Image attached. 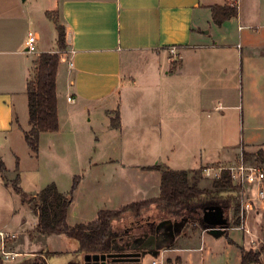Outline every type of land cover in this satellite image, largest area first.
<instances>
[{
    "label": "crops",
    "instance_id": "0c3cea01",
    "mask_svg": "<svg viewBox=\"0 0 264 264\" xmlns=\"http://www.w3.org/2000/svg\"><path fill=\"white\" fill-rule=\"evenodd\" d=\"M45 1L50 6L46 7ZM226 3H237V15L222 25L209 22L211 6ZM47 11H57L59 23L66 28V47L62 52L57 46L42 44L41 29L54 27L57 34L56 24L47 18ZM203 21L209 23V30L200 26ZM198 28L200 33L197 32ZM211 34L214 36L212 44L209 42ZM29 35L38 37L37 53L26 51ZM52 51L61 54L57 76L60 129L56 134L63 131L73 133L75 123L80 122L84 114L89 116L88 124L93 131V122L100 125L101 129L98 127L97 132L125 133L127 128H132V133H143L146 121L151 123L149 129L154 136L155 133H170L172 128H178L182 133L185 121L169 120L164 111L157 120L154 117L143 120L141 110L137 107L132 110L131 125L125 123L127 118L122 93L129 85L126 75H129L130 83L133 81L135 85L139 83L137 79L144 80L147 75H156L160 86L167 81L171 90L175 87L171 79L175 75H170L173 73L168 70L169 61L173 64L176 62L180 68L179 102L187 104L190 87L186 81L188 74H202L204 63L201 59L206 57L211 59L206 62V70L213 73L218 70L215 73V81L218 83L200 87L203 90L204 86H211L215 91L218 103L216 110L220 111L225 127L217 156L214 157L211 152L202 158L195 156L192 170L207 165L231 166L242 158L249 164L262 163L264 160L259 155L260 150L264 151V133H260L264 131V0H0V158L8 171H11L9 161L14 160L16 163L17 158L23 169L22 153H30L24 133L30 125L28 82L34 77L40 54ZM225 54L231 56L232 60L223 64ZM71 61L73 66H70ZM218 65L222 67L223 79L220 78ZM162 67H165L164 73ZM138 70L145 77L135 76ZM226 80L229 83H222ZM237 85L246 91L247 124L245 107L242 106L239 112L241 105L236 98ZM62 88L66 91L65 100L61 97ZM69 97L73 101L68 100ZM212 100H206L201 91L199 109L210 107ZM251 100L256 104L254 112L249 109ZM117 110L121 127L114 129L111 127V116ZM45 134L41 135V139ZM163 137L165 139L167 136ZM112 147L117 150L116 146ZM203 148L204 144L200 143L197 155L204 151ZM102 150L99 157H90L91 179L87 185L94 189L92 193L99 192L101 202L109 207L97 206L99 208L93 219L101 209L119 208L160 194V171L144 168L150 165L123 164L122 169H128L119 182L115 171H119L120 163L117 158L110 156L115 150ZM163 164L169 166L168 162ZM108 170L114 172L110 173L111 180L105 183V178L109 180ZM134 175H142L144 178L135 180ZM11 180L7 173L6 176L0 173V201L12 196L14 189ZM77 198L78 192L71 202L68 219L76 208ZM89 205L93 206L92 203L86 205L85 212H89ZM232 217L230 211L229 218ZM263 220L264 206L255 203V209L249 212L242 226L247 225L256 232L259 229L258 223L261 224ZM10 225V220L4 218L0 221V232H4L5 227ZM240 227L228 229V236L235 243H231L228 238L217 239L215 234L206 237L205 230H196V240L192 237L193 231L186 233L177 247H165L163 253L167 258L179 257L181 262L177 264H233L232 257H235V264H242L238 246L243 244L246 233ZM13 234L17 237L16 233ZM59 252L57 249L35 251L30 252L33 257L29 258L34 260L35 256H40L42 260L38 261L49 264L50 257Z\"/></svg>",
    "mask_w": 264,
    "mask_h": 264
},
{
    "label": "rangeland",
    "instance_id": "374dc122",
    "mask_svg": "<svg viewBox=\"0 0 264 264\" xmlns=\"http://www.w3.org/2000/svg\"><path fill=\"white\" fill-rule=\"evenodd\" d=\"M44 5L48 7L49 3L44 2ZM50 6V5H49ZM47 18L54 23L58 21V12L57 11H47ZM45 17V16H44ZM212 21V15L209 17V22ZM45 22V21H44ZM59 22V21H58ZM206 21H203L200 26L204 30H209ZM43 32L42 44L47 46H57L59 49L56 37L58 38V32L56 34V29L53 28H44L41 29ZM198 33L200 30L198 28ZM212 35V34H211ZM213 35L209 37V42L212 44ZM39 50V48H38ZM201 52L204 50L199 49ZM55 52V51H52ZM204 55V54H203ZM35 56V54H33ZM178 62V58H176ZM203 70L202 74H188V79H186L189 87L187 99L189 103L183 104L179 102L180 99V90H179V64H173L169 61L168 70L170 75L173 76L172 84L175 86L170 90L168 87V82L164 81L160 86V80L156 75L146 76L149 79L141 80L137 82V85L130 83L129 75L127 76L128 87L123 91L122 97L124 101V110L125 118H127V125H131V116L132 110H136L137 107L141 110V119L148 120L154 117L155 120L162 117L161 112H165V117L169 120H175L176 122L180 119L185 121V129L180 133L178 128H172L170 133H155V136L150 132L149 126L151 123L145 121L142 130L138 131L139 133H132V128H127L125 133H104L102 131L97 132V128L100 125L97 123H92L93 131L89 124V116L83 115L80 122L75 123V129L73 133L64 132L56 134V132H46L43 138L40 140V147L38 153H33L30 150L29 154L22 153V167H20V185L22 188L29 193V195L36 196L45 186L50 183H56L59 190L62 192H68L72 189V186L75 181L78 182L77 188L74 191V196L78 192V198L76 200V208L73 210L72 214L69 216L68 223L70 225H75L79 222H88L92 220L95 216L97 206H103L104 208L108 205L101 202L100 193H92L94 189L87 185V181L91 178L89 177V160L90 157L100 156L101 148L102 152L110 150H115L112 146H116L117 150L114 153H110V156L118 159L119 171L117 173V180L120 182L123 173L126 172L122 169L121 165H131V164H140V165H154V164H163L168 162L170 168L178 170H192L194 166V157H205V154L211 152L214 154V157L218 154V149L222 145V135L225 123L222 121L219 110H216V105H218L217 95L215 91L212 90L211 86H204L201 90V85H216L218 82L215 77L216 71L213 73L211 70H206V62L211 59L203 58ZM216 62L217 59H214ZM227 60H232L231 56L225 54L222 59L223 64L227 63ZM176 65V67H175ZM141 67L140 69H142ZM165 67H162V72H165ZM220 78L223 79L222 67L218 65ZM126 70V69H125ZM135 76H144L142 71H136ZM211 79L214 80L211 83ZM171 83V81H170ZM222 83H229L228 80L222 81ZM133 84V85H132ZM237 84V83H236ZM161 87V88H160ZM173 87V86H172ZM236 98H238L241 107L239 112L242 111V106L245 107L246 121L248 117V103L246 100V91H242L241 85L236 86ZM206 100H213L210 102V107L207 106L203 110L198 106V100L200 92ZM241 92V94H240ZM61 97L66 99V91L62 88ZM251 106H249L250 112H254L256 104L251 100ZM258 107V106H257ZM200 108V109H199ZM187 113V114H186ZM238 113V111H236ZM240 117V116H239ZM248 118V119H247ZM252 119V118H251ZM252 122V121H251ZM30 128V125H29ZM101 129V127H100ZM116 129V128H114ZM103 130V129H102ZM260 133H264L260 132ZM163 136H167L165 139ZM164 140V144H163ZM183 143V144H182ZM200 143L204 144L205 149L203 148L202 153H198V146ZM100 152V153H99ZM220 156V155H219ZM201 162H199L200 164ZM16 165L14 160L9 161V166L11 171L7 172L8 177L12 180L16 177ZM166 165V164H165ZM15 166V168H14ZM168 166V165H167ZM168 166V167H169ZM229 165H223L220 167H228ZM219 165H207L202 166V180L200 185L210 186L212 181L215 179L213 173L217 171ZM112 168V167H111ZM207 168L211 169V174L208 175L206 172ZM114 171L108 170L107 177L110 176V173ZM77 176V177H76ZM125 176V175H124ZM76 177V178H75ZM112 177H109L105 183H108ZM135 180H142L144 177L142 175H134ZM73 196V197H74ZM137 198V197H134ZM140 198V197H139ZM81 203V204H80ZM92 203L93 206H88L89 212L84 211V207ZM96 207V208H95ZM109 207V206H108ZM207 215L214 217L215 221H226L224 216L218 209H208L204 215V220L207 219ZM233 215V213H232ZM248 217V216H247ZM10 220L11 225L5 227L4 232L7 233H16L17 237L12 239L9 238L6 242V249L21 251V255L16 257L14 260H4L2 255V249L0 248V264H30L33 261V257L30 256V252L35 251H50V250H59L60 252L49 259V264H73L79 262L83 259L81 253L77 252L79 249V242L65 234H51V235H39L37 237H32L31 233L34 231L35 224L38 221V216L33 207V203L27 202L23 196L14 192L12 190V196L7 197L5 201H0V221L3 219ZM259 220V219H258ZM175 222L180 223V228H183L186 223L189 221L188 217L180 218ZM242 224V220H241ZM172 225L173 222H172ZM169 226V224H168ZM258 231L248 228L250 232L244 229V240L243 244L246 248L252 249L255 253H258L261 258V262H264V220L261 224L258 223ZM170 227V226H169ZM197 227L193 225L191 227L185 228L184 233L179 234L176 238L178 244L181 243L180 240L186 235V233L194 232L193 238L196 240L197 231L193 229ZM198 228V227H197ZM173 227L171 226V231ZM202 232L203 229H198ZM182 231V229H181ZM229 231V230H228ZM228 231L225 234H220L214 236L217 239L225 240L228 238ZM169 232V229H168ZM212 233L206 231V237H213ZM177 244V246H178ZM176 246V247H177ZM1 247V245H0ZM239 247V246H238ZM240 248V247H239ZM167 249V248H165ZM158 249L159 254L154 253L155 250H146L145 254L141 256L139 261H129L121 264H153L154 260H161L163 264H177L181 260L179 257L177 259L167 258L163 253L164 250ZM171 249V248H169ZM27 252V253H26ZM28 258V259H27ZM38 260H42V257L35 256ZM174 261V262H173ZM43 262V261H41ZM232 263L235 264V257H232ZM208 264V263H206ZM217 264V263H210Z\"/></svg>",
    "mask_w": 264,
    "mask_h": 264
},
{
    "label": "trees",
    "instance_id": "16d2710c",
    "mask_svg": "<svg viewBox=\"0 0 264 264\" xmlns=\"http://www.w3.org/2000/svg\"><path fill=\"white\" fill-rule=\"evenodd\" d=\"M212 21L222 25L238 13L237 3L216 4L211 6ZM58 32L57 44L60 50L66 47V28L55 22ZM61 62L59 51L43 52L36 61L34 77L29 80L27 93L29 104L30 128L25 133V139L33 153L39 152L41 135L46 132H56L60 129L58 112L57 76ZM111 127L120 128L119 111L111 116ZM259 155L263 158L264 151ZM16 177L11 180L14 191L33 207L38 216L32 237L39 235L65 234L79 242L77 252L86 254H105L127 250L136 241L135 232L152 226H157L164 220H178L188 217L189 221L182 228L196 225L193 229L205 230L204 215L208 209L217 208L226 219L222 223L227 233L228 229L241 225V187L234 184L229 169H223L220 177L212 181L210 187H202V168L195 170H176L165 164H154L144 167L148 170L161 172L160 194L156 197L133 201L119 208H106L98 211L95 219L75 225L68 223V214L74 191L78 182L75 181L68 192L59 190L56 183L45 186L36 196L29 195L20 185V164L17 158ZM264 162V160L262 161ZM219 165V164H218ZM223 166V165H219ZM8 168L0 158V173L6 176ZM77 177V176H76ZM75 177V178H76ZM232 211L233 217L229 218ZM141 228V229H140ZM180 233V234H181ZM231 243H235L228 237ZM175 239L166 248H175ZM242 264H264L260 255L252 249L240 245ZM34 260H37L34 259Z\"/></svg>",
    "mask_w": 264,
    "mask_h": 264
},
{
    "label": "built area",
    "instance_id": "2783aa9c",
    "mask_svg": "<svg viewBox=\"0 0 264 264\" xmlns=\"http://www.w3.org/2000/svg\"><path fill=\"white\" fill-rule=\"evenodd\" d=\"M37 41L38 37L36 35H29L26 41V51L28 53L38 52ZM63 59L65 60V58ZM70 66H73L72 61L70 62ZM68 100L73 101V98L69 97ZM224 168L230 170L234 184L242 189L240 217L243 223L247 219L249 212L255 209V203L264 206V162L249 164L242 158L240 162L234 165L220 167L213 173L214 178L220 177L221 171ZM211 169L212 168L206 169L208 175L211 174ZM240 226V228H244L246 231L250 232L247 225L242 226L241 224ZM0 237L2 240L1 251L4 260H14L22 254L21 252L6 249V241L9 238H16L15 234L0 232ZM153 264H163V262L161 260H154Z\"/></svg>",
    "mask_w": 264,
    "mask_h": 264
},
{
    "label": "water",
    "instance_id": "95a60500",
    "mask_svg": "<svg viewBox=\"0 0 264 264\" xmlns=\"http://www.w3.org/2000/svg\"><path fill=\"white\" fill-rule=\"evenodd\" d=\"M207 219L204 220L205 222V231L215 234V235H220L224 232L225 227L222 226L225 221H215L214 217H211V215H207ZM172 222L174 225H172ZM175 222H180V221H172L171 219H167L162 221L158 226H157V234L156 235H151L149 236L148 234L145 235H140L136 237V242L138 243L137 247L132 245L131 249H140L143 251L133 253L131 251H127V248H122L120 251H117L115 254H86L84 255L83 259L79 262V264H91V260L95 262L102 261V263L98 264H108L106 263L107 257H114L113 262L111 264H121L129 261H139L141 259V256L145 254L146 250L148 249H153L156 251L154 253L159 254V248L162 250L163 248L167 247L172 241H174L180 233L181 229L179 226H181L180 223H175ZM169 224V226H168ZM171 226L173 227L172 231ZM184 227V225H183ZM169 229V232H168ZM148 237V239H146ZM163 239V240H162ZM151 243L152 245H150ZM134 246V247H133ZM130 250V248L128 249ZM132 256H137L136 258H128Z\"/></svg>",
    "mask_w": 264,
    "mask_h": 264
},
{
    "label": "flooded vegetation",
    "instance_id": "af4514ba",
    "mask_svg": "<svg viewBox=\"0 0 264 264\" xmlns=\"http://www.w3.org/2000/svg\"><path fill=\"white\" fill-rule=\"evenodd\" d=\"M157 231H158L157 228L156 229L155 228L152 229V226H147L146 228H142L141 230H138L137 232H135V236H140V235H145V234H148L149 236L156 235L158 233ZM146 239H148V237ZM149 244L152 245L151 243H149ZM133 245L137 247L138 243L135 241L133 243ZM150 250H153V249H150ZM127 251H131L133 253H137V252H140V251H143V250L134 249L133 248V249H130V250H127ZM116 252H109V253H105V254H107V255H109V254H115ZM136 257L137 256H132V257H128V258H136ZM113 259H114V257H107L106 263H108V264L114 263L113 262ZM79 262H76V263H73V264H79ZM90 262H91V264H98L99 262L102 263V261L95 262V261H92V260ZM30 264H45V263L44 262H41V261H38V260H33V261L30 262Z\"/></svg>",
    "mask_w": 264,
    "mask_h": 264
}]
</instances>
